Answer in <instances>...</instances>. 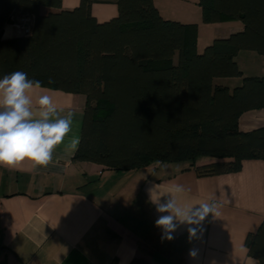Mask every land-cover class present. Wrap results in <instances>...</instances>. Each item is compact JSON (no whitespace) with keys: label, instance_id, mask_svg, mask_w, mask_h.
<instances>
[{"label":"trees","instance_id":"obj_1","mask_svg":"<svg viewBox=\"0 0 264 264\" xmlns=\"http://www.w3.org/2000/svg\"><path fill=\"white\" fill-rule=\"evenodd\" d=\"M111 3L118 15L100 23L93 5ZM199 6L205 24L240 20L244 30L199 54L197 26L165 19L154 0H81L71 11L63 0H0V78L20 70L44 87L86 97L75 161L116 171L190 162L199 177L239 172L247 160L264 161V128L239 130L244 113L264 108V77H243L237 62L241 51L264 56V0ZM15 13L33 15V29L3 39ZM218 78L243 84L231 92L215 86ZM203 157L231 161L198 166ZM247 246L264 264V221Z\"/></svg>","mask_w":264,"mask_h":264},{"label":"crops","instance_id":"obj_2","mask_svg":"<svg viewBox=\"0 0 264 264\" xmlns=\"http://www.w3.org/2000/svg\"><path fill=\"white\" fill-rule=\"evenodd\" d=\"M80 2L63 0V10H74ZM154 2L165 19L197 26L199 54L214 40L244 30L240 20L205 24L200 0ZM92 14L103 23L115 18L118 8L112 3L94 4ZM12 20L3 39L25 36L18 26L32 30L35 22L33 15L21 13ZM178 58L176 54L175 64ZM237 62L243 77H264V56L257 52L241 51ZM214 84L233 92L243 78H218ZM28 95L34 117H39V96L49 95L58 114L73 112L74 121L48 166L29 159L12 168L0 166V264H130L135 258L151 264H263L250 256L247 246L248 237L264 221L263 160H247L239 172L212 177H199L190 162H156L116 171L75 161L78 148L66 152L65 146L73 137L81 139L86 97L44 86ZM260 128H264V108L239 119L241 132ZM217 161L231 159L203 157L197 165ZM154 185L152 200L148 189ZM177 185L184 191L174 193ZM171 196L185 209L215 203L218 215L206 217L191 242L189 225L178 222L173 239L168 240L156 226L161 214L155 202ZM193 249L194 258L189 255Z\"/></svg>","mask_w":264,"mask_h":264},{"label":"clouds","instance_id":"obj_3","mask_svg":"<svg viewBox=\"0 0 264 264\" xmlns=\"http://www.w3.org/2000/svg\"><path fill=\"white\" fill-rule=\"evenodd\" d=\"M41 87V81L29 79L28 74L20 70L0 78V166L12 168L29 159L37 166L46 167L53 159L54 150L64 143L65 137L72 131L74 113L60 116L49 95L39 96V117H34L28 93ZM79 144V137H73L65 146V151L74 152ZM156 187L154 185L148 189L152 200ZM183 191L182 185L173 189L174 193ZM155 203L157 212L161 214L156 220V226L163 229L168 240L173 239L171 233L175 232L177 222L189 225L191 242L197 237V228L205 218L210 214L214 217L218 215L215 203H203L185 209L178 206L175 196ZM189 255L194 258L196 250H190Z\"/></svg>","mask_w":264,"mask_h":264},{"label":"built area","instance_id":"obj_4","mask_svg":"<svg viewBox=\"0 0 264 264\" xmlns=\"http://www.w3.org/2000/svg\"><path fill=\"white\" fill-rule=\"evenodd\" d=\"M18 28L22 32V35H29L31 33V27L25 25H19Z\"/></svg>","mask_w":264,"mask_h":264}]
</instances>
